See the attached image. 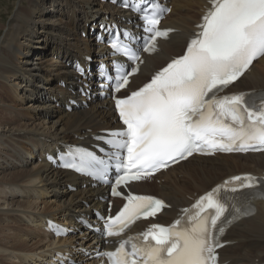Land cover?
<instances>
[{"label": "bare ground", "instance_id": "6f19581e", "mask_svg": "<svg viewBox=\"0 0 264 264\" xmlns=\"http://www.w3.org/2000/svg\"><path fill=\"white\" fill-rule=\"evenodd\" d=\"M95 2L80 6L81 0H19L7 24L2 20L0 10V95L4 101L0 104V187L5 194L0 199H4L1 205L11 207L6 210L0 208V264H15L11 255L20 264H45L46 259L52 256V245L56 243L89 250L99 244L97 237L89 235L80 222L76 223L82 229L80 235L55 242L42 228L46 217L65 220L70 225L79 217L93 220L92 209L104 206L101 199L105 191L102 187L81 188L77 175L54 168L44 158L47 150L54 152L52 146L55 143L75 142L82 137L88 139L102 129L119 126L108 100L95 101L84 107L86 97L82 93L87 80L78 75L74 67L77 61L89 67L102 60L105 48L95 42V33H91L94 22L104 23L109 18L122 21L129 15L116 5L99 0ZM168 2L172 10L163 24L174 31L167 40L158 41L154 54L145 56L140 72L132 77L131 89L183 52L200 14L209 5V0ZM46 22L53 24L52 29L60 26L57 30L59 36L49 31H44V35L39 37L33 33V30H47ZM85 33L90 35L84 36ZM34 41L37 44L33 46ZM47 46L52 55L37 61L38 67L47 75H37L36 71L30 75L33 84L29 83L24 77L26 74L19 70L28 67L34 50L39 55L47 51ZM92 52L102 55L88 61L87 57ZM86 75L91 73L86 71ZM46 82L45 90L40 86ZM50 82H53L51 87ZM18 88H21V98L31 97L30 91L36 95L35 101L24 107L25 111L17 113L24 117L22 120L14 114L16 105L13 100L18 98L15 95ZM260 88L264 89V57L253 63L232 90ZM9 96L12 102L5 101ZM240 172L263 174L264 153L194 155L155 177L141 180L135 188L158 194L171 205L159 220L167 222L176 217L179 207L188 205L196 195L224 177ZM69 183L77 185V190H70ZM44 194H51L52 198L40 203L39 198ZM40 204H44L43 209H39ZM254 204V213L229 229L225 240L234 241V244L221 250L223 261L264 264V199H258ZM24 220L27 227L22 223ZM70 246L68 250H71ZM73 252V258L79 262L88 259L80 251ZM88 261L83 264L92 263V260Z\"/></svg>", "mask_w": 264, "mask_h": 264}, {"label": "snow or ice", "instance_id": "6c2138e0", "mask_svg": "<svg viewBox=\"0 0 264 264\" xmlns=\"http://www.w3.org/2000/svg\"><path fill=\"white\" fill-rule=\"evenodd\" d=\"M127 6V5H126ZM142 17L150 33L145 51H154L160 30L159 13L170 11L151 4ZM186 50L157 71L142 87L123 98H115L119 118L126 127L108 133L106 142L114 153L118 175L113 195L120 185L140 180L169 163L194 153L247 152L264 150V94L219 93L238 80L259 57H264V0H210V7L197 25ZM127 35V33H124ZM112 48L133 60L140 57L117 38ZM133 68L117 78L114 91L128 83ZM258 100V102H257ZM104 137H97L103 139ZM79 158L77 171L85 169L103 174L105 161L87 150L69 153ZM65 167H76L65 164ZM258 178L250 174L232 176L200 196L173 224H151L145 231L119 242L112 251L102 253L110 264H217L218 235L225 213L233 219L249 215L254 208L240 203L236 194L253 189ZM264 195V194H262ZM127 203L109 215L104 224L107 236H118L141 218L156 216L164 201L153 196L129 193ZM229 223L231 221H228Z\"/></svg>", "mask_w": 264, "mask_h": 264}, {"label": "rangeland", "instance_id": "374dc122", "mask_svg": "<svg viewBox=\"0 0 264 264\" xmlns=\"http://www.w3.org/2000/svg\"><path fill=\"white\" fill-rule=\"evenodd\" d=\"M4 1V2H3ZM2 3V4H1ZM4 3V4H3ZM85 3H96L95 2V0H81V4H80V6L81 5H84ZM0 10H1V12H2V20L7 24V23H9L10 22V19H11V17L13 16V12H15V10L17 9V7H18V5H19V0H0ZM27 4V2H25L24 3V5H26ZM7 6H8V8H7ZM61 7V6H60ZM1 12H0V15H1ZM65 18V17H64ZM47 23V25H48V29L46 30V29H41V31H38V30H33V33L35 34V35H37V37H39V35H44L43 33H44V31H49V32H53L54 34H56L57 36H59V32L57 31V30H59L60 29V26H57V28H55V29H52V27H51V25H53V24H49L48 22H46ZM83 23V22H82ZM4 31H5V29L2 31V34L1 35H3L4 34ZM51 39V38H50ZM35 41L32 43L33 44V46L35 45ZM37 44V43H36ZM36 49V48H35ZM50 55H52L51 54V52H50V48L47 46V51H45V52H43L42 54H37V52L34 50L33 52H32V55L30 56V60H31V63L29 64H27L28 65V67L26 68V69H20L19 71H21V72H24L26 75L24 76V77H26L25 79H27V81H29V83H32L33 84V82H30V75L32 74V73H35L36 71H37V75H44V76H46L47 74L45 73L46 71H44V70H42L41 68H39L38 66L40 65L39 64V62H37V61H39L40 59H42V58H44V57H46V56H50ZM37 57H38V59H37ZM29 60V59H28ZM51 77H52V75H51ZM34 80H36V79H34ZM41 84H44L43 86H40V87H42L43 89H45V87L48 85V83L46 82V83H41ZM53 85V82H50V87ZM35 90H36V92L38 91V89L37 88H35ZM46 90V89H45ZM1 91H2V89H0V93H1ZM20 91H21V88H18V92L15 94L16 96H18V98H16L15 99V96H14V94H13V96H14V99L16 100H13V102H14V104L16 105L15 107H16V111L14 112V114L20 119V120H22V119H24V117L22 116V115H18L17 113L18 112H22V111H25L26 110V108H24V107H26L29 103H32V102H34L35 101V99H36V95H35V93H34V91H33V93H31V91L29 92L30 93V95H32L31 97H26V98H21L22 96L21 95H19L20 94ZM20 96V97H19ZM32 97H34V98H32ZM6 98V97H5ZM4 98V99H5ZM3 99V100H4ZM11 98H10V96H9V98H6L5 99V101L6 102H12L11 100H10ZM22 99H24V100H22ZM4 102V101H3ZM2 102V100H1V95H0V104L1 103H3ZM19 108V109H18ZM12 114H13V111H12ZM67 120V119H66ZM5 171V170H4ZM5 172H7V171H5ZM206 173V171H204L203 172V174H205ZM4 189H2L1 187H0V197H4ZM41 198H39V201H40V203H44V201H49L51 198H52V196H51V194H48V195H46V194H44V195H41L40 196ZM1 201H0V208H2V210L4 209V210H6V209H11V207H9V206H4V205H1V203H4V199H0ZM43 209L44 208V204H40V207H39V209ZM13 212V211H12ZM14 213V212H13ZM27 221H22V223L23 224H25L26 225V227L28 226V224L26 223ZM6 259V258H5ZM16 258H14V257H12V255H11V260H13L12 262L13 263H15V264H20L18 261H17V259L15 260ZM7 260H9L8 258H7ZM10 261V260H9ZM17 261V262H16Z\"/></svg>", "mask_w": 264, "mask_h": 264}]
</instances>
